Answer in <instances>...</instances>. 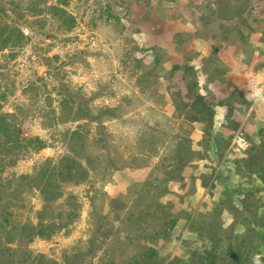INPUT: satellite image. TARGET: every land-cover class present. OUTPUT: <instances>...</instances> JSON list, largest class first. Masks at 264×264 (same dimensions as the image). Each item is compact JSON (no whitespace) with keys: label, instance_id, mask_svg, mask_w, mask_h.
<instances>
[{"label":"rangeland","instance_id":"rangeland-1","mask_svg":"<svg viewBox=\"0 0 264 264\" xmlns=\"http://www.w3.org/2000/svg\"><path fill=\"white\" fill-rule=\"evenodd\" d=\"M6 24L1 113L45 142L0 138L7 252L264 264V0H0Z\"/></svg>","mask_w":264,"mask_h":264},{"label":"trees","instance_id":"trees-1","mask_svg":"<svg viewBox=\"0 0 264 264\" xmlns=\"http://www.w3.org/2000/svg\"><path fill=\"white\" fill-rule=\"evenodd\" d=\"M58 9L59 7H54ZM64 10V9H63ZM65 12V11H64ZM66 13V12H65ZM67 18H70L72 21H74V16L72 14L67 13ZM5 26L10 27V30H6L7 27H0V51L6 49L8 45L10 44H17L20 39V37H24V32L16 27V26H9L6 24ZM15 29V30H14ZM14 30L16 36L14 35ZM192 107L194 110H196L197 113L195 116V119H206L208 122V126L212 127L214 124V115H215V109L213 108L210 101L207 99V97L203 94H198L197 97L192 102ZM0 138L5 140V146L8 148L7 151H10L11 148L19 147L20 149L25 146L24 144H29L34 147H43L44 146V140L40 136H32V137H24L21 135L20 131L17 130L16 125L10 119L8 114H2L1 113V103H0ZM28 145V146H29ZM26 147V146H25ZM1 157V156H0ZM16 158L12 160L15 161ZM30 175L22 174L20 177H28ZM2 180V177L0 175V182ZM27 259V258H25ZM25 261L18 262L15 259V256L13 254V249L10 252H7L6 249L1 246L0 242V264H25ZM31 264H34L33 262Z\"/></svg>","mask_w":264,"mask_h":264},{"label":"built area","instance_id":"built-area-1","mask_svg":"<svg viewBox=\"0 0 264 264\" xmlns=\"http://www.w3.org/2000/svg\"><path fill=\"white\" fill-rule=\"evenodd\" d=\"M237 140H238L239 142H241V143H246V142H247V140H246L243 136H238V137H237Z\"/></svg>","mask_w":264,"mask_h":264}]
</instances>
